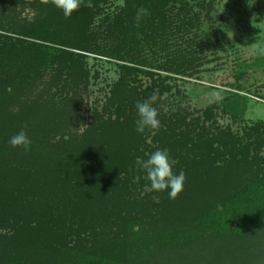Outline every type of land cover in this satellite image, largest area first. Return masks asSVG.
Masks as SVG:
<instances>
[{"label": "trees", "instance_id": "16d2710c", "mask_svg": "<svg viewBox=\"0 0 264 264\" xmlns=\"http://www.w3.org/2000/svg\"><path fill=\"white\" fill-rule=\"evenodd\" d=\"M115 1L90 0L93 7L81 6L65 18L51 2L12 0L6 10L20 6L34 17L23 23L20 12L0 18V31L11 34H0V248L18 253L25 243L29 257L22 264H198L197 248L219 253L217 243L231 238L244 246L233 244L234 250L252 244L250 255H264V124L242 133L205 126L215 110L240 121L250 100L232 94L202 113L203 124L200 118L189 121L186 110L169 116L160 108L171 91V77L160 73L192 76V45L213 48L218 37L212 16L222 0H123L114 17L97 26L104 6ZM140 6L150 15L137 25ZM204 19L213 23L208 30ZM89 55L114 62L121 77L109 87L102 111L92 109L81 130L87 122L82 94L92 79ZM140 75L152 84L144 88ZM153 89L160 93L154 107L161 127L140 134L135 105ZM21 129L31 140L27 152L8 142ZM165 148L178 161L174 173L186 174L176 199L168 191L145 192V174L133 183L129 171L137 156L147 159L146 153ZM75 218L73 224L93 230L103 246L75 251L57 243ZM104 234L112 235L107 244ZM6 259L0 256V264H16Z\"/></svg>", "mask_w": 264, "mask_h": 264}, {"label": "rangeland", "instance_id": "374dc122", "mask_svg": "<svg viewBox=\"0 0 264 264\" xmlns=\"http://www.w3.org/2000/svg\"><path fill=\"white\" fill-rule=\"evenodd\" d=\"M2 2L0 6V18L3 19V21H6L4 19L8 16H15L18 12H20V16L18 18L19 21H17L20 23L21 21L23 23L26 19L28 20L34 17L35 13L32 9L26 8L24 11H21L19 6L17 11H15V9H9L8 11L6 9L11 8L12 0H3ZM123 4V0H116L104 6L102 15L98 21H96V25L98 26L100 21L105 18H113L117 10L123 7ZM215 7L216 12L213 13L212 18L214 20V26H216L214 32L218 39L212 40L213 48L211 49L208 47L198 49V47L192 45L194 56L197 59L195 63L196 69L194 72H190L192 76L182 77L160 73V76L163 78L167 76L171 77V79H167L166 82L171 88V91L162 96L160 108L169 116L180 110H186L189 114V121L200 118L203 124L202 121L204 119L201 116L204 111L208 110L209 107L215 109L216 106H222L223 102L227 99H231L230 96L232 94H238L250 100L246 114L240 121L234 122L222 111L215 110L212 118L205 122V126L212 132H216L217 127H231L234 131L242 133L246 128L254 127L257 124H264V56H260L257 49L251 46L255 43H257V47L264 46V0H222ZM253 18H255L254 21ZM253 23L256 27L253 26ZM212 24L213 23L210 22L207 23L205 19L203 20L205 30H208ZM0 34L11 35L9 32L4 33L1 31ZM12 36L16 38L19 37L18 35ZM229 37L232 38L230 39ZM179 44L181 49L186 47L183 41H179ZM149 55H151V53H149ZM89 56L90 57L86 60V68L90 71L92 79L87 92L82 94L84 100L82 114L87 122H85V125L82 124L80 126L81 130L86 129L87 124L90 123L88 117L89 113L93 111L92 109L98 108L102 111L106 100V94H108L110 90L109 87L115 84L121 77V71L116 67L114 62L110 63L105 59L100 61V58L95 59V56ZM157 58L158 61L163 62L159 55ZM149 60L153 62V58L150 56ZM150 71L153 72L152 70ZM50 75L51 72L47 74L45 80L49 79ZM139 78L144 88L152 84V79L150 77L140 75ZM43 81L38 83V86H40ZM149 143H151V139ZM2 176L0 172V186L2 185L1 182L4 177ZM20 186L21 184L19 187ZM8 187V189H10L12 186ZM22 187L21 191L26 189L25 186ZM14 192L16 193V191ZM18 210L23 211L24 209ZM51 212L54 217L55 215H59L57 209H52ZM70 220L68 224V235L57 243L75 251L84 248L96 249L99 243L101 245L104 244L102 238H94L95 232L93 230L87 228L80 229L73 224V222L77 220L76 218ZM9 227L10 226H7V229H9V236L12 237L14 233L11 232L12 228ZM110 236L112 235H103L105 243ZM262 237L261 242L263 241L262 243L264 244V236ZM223 243V241L222 243L221 241L217 243L220 244L218 245L219 253H216V250L206 252L203 247L200 246L197 248V254L200 255L201 258L199 261L193 258V263L198 261V264H258V261L264 256L262 254L250 255L249 249H254L252 244H247L245 245L246 248H242L241 251H236L231 245L237 244L239 247H244L240 241H235L234 243L231 238H228L226 245ZM23 245L22 249H20V251L18 250V253L15 250L7 252L5 247H1L0 256L6 257L7 261L15 259L14 263L22 264L21 259L27 260V257H29L28 252H25V248H27L25 243H23ZM31 248H28V250L31 249L29 251L30 257L33 258V256L36 255V247ZM199 249H201V251ZM251 260H254V262Z\"/></svg>", "mask_w": 264, "mask_h": 264}, {"label": "clouds", "instance_id": "9594fccd", "mask_svg": "<svg viewBox=\"0 0 264 264\" xmlns=\"http://www.w3.org/2000/svg\"><path fill=\"white\" fill-rule=\"evenodd\" d=\"M49 2H51V4L57 9L61 10L65 18H70L74 12L81 8V6L88 8L93 7L90 0L87 3H85L84 0H42V3L44 4ZM148 15H150L148 8L144 6L137 8L135 16L137 25L143 17ZM254 19L255 18H253V21ZM253 26H255L254 23ZM251 46L257 49L260 56H264V46L257 47V43ZM159 98V90L153 89L147 99L136 103L135 106L138 119L135 121V130L138 133L143 134L146 129L158 130L161 127V122L158 119V110L154 107V104ZM25 127H27V125H25ZM8 142L13 148H23L25 152L30 150L31 140L23 129L17 134L11 136ZM145 155L147 156V159L137 156L135 159V168L129 169L130 172H133V183L140 182L141 176L139 173L143 172L145 174L143 178L150 182V186L145 185V192L159 193L168 191L170 199L178 198L183 191L186 181V174L183 170H181L179 174H176L173 171V166L176 165L178 161L170 158L169 150L166 148L158 149L151 154L146 153ZM110 191L111 189L109 190V193ZM153 200L159 203V196H153Z\"/></svg>", "mask_w": 264, "mask_h": 264}]
</instances>
